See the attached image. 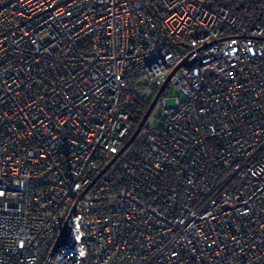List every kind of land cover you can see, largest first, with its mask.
Returning <instances> with one entry per match:
<instances>
[{
	"label": "built area",
	"instance_id": "obj_1",
	"mask_svg": "<svg viewBox=\"0 0 264 264\" xmlns=\"http://www.w3.org/2000/svg\"><path fill=\"white\" fill-rule=\"evenodd\" d=\"M76 200L48 264H264V0H0V264Z\"/></svg>",
	"mask_w": 264,
	"mask_h": 264
},
{
	"label": "water",
	"instance_id": "obj_2",
	"mask_svg": "<svg viewBox=\"0 0 264 264\" xmlns=\"http://www.w3.org/2000/svg\"><path fill=\"white\" fill-rule=\"evenodd\" d=\"M192 63V61H188L186 58H184L181 62H179L170 72L168 78L172 75V73L180 66H187L190 65ZM165 85H163L162 87L159 88V90L157 91V93L155 94V96L153 97L152 101L149 104V107L147 108L144 116L142 117L139 125L137 126V128L134 130V132L131 134V136L129 137V139L126 141V143L123 145V147L119 150V154L126 148L128 147L134 140V138L136 137V135L138 134L140 128L146 123L147 119L149 118L150 114L153 111V108L155 106V103L159 97V95L161 94L163 88ZM115 160V158L113 160H111L98 174L97 176L90 182V184L87 186V188L84 190V193L93 185V183L105 172V170L111 165V163ZM78 204V200H76L73 205L71 206L65 220L64 223L58 233V236L56 238V241L51 249V252L48 254L47 258L44 261V264H48L49 260L52 257V253L58 248L61 247L64 244V241L71 229V227L73 226V223L75 221L76 218V207Z\"/></svg>",
	"mask_w": 264,
	"mask_h": 264
},
{
	"label": "trees",
	"instance_id": "obj_3",
	"mask_svg": "<svg viewBox=\"0 0 264 264\" xmlns=\"http://www.w3.org/2000/svg\"><path fill=\"white\" fill-rule=\"evenodd\" d=\"M150 102H151L150 99L149 100L140 99L129 105L128 109L130 112V120L132 122V131L126 138V141L128 140V138L131 136V134L134 132V130L139 125L142 117L144 116L147 108L149 107Z\"/></svg>",
	"mask_w": 264,
	"mask_h": 264
},
{
	"label": "rangeland",
	"instance_id": "obj_4",
	"mask_svg": "<svg viewBox=\"0 0 264 264\" xmlns=\"http://www.w3.org/2000/svg\"><path fill=\"white\" fill-rule=\"evenodd\" d=\"M165 95H166V105L169 106V105H171L173 103V97L178 95V91L175 88H167L165 90ZM164 117H165V113H163L161 115V118H159L157 120V123H156V118L154 116V111H152V113L150 114V116H149V118L147 120V124L149 126H153L156 123V126H159L161 124L162 120L164 119Z\"/></svg>",
	"mask_w": 264,
	"mask_h": 264
}]
</instances>
